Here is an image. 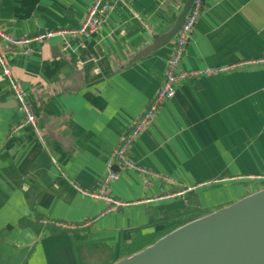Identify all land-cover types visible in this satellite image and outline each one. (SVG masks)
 Listing matches in <instances>:
<instances>
[{"label":"crops","instance_id":"1","mask_svg":"<svg viewBox=\"0 0 264 264\" xmlns=\"http://www.w3.org/2000/svg\"><path fill=\"white\" fill-rule=\"evenodd\" d=\"M93 1L0 0V23L18 36L75 26ZM183 1L118 0L99 31L65 49L54 37L6 52L39 129L12 130L23 112L8 104L0 71V264H110L122 240L165 233L191 202L208 212L264 186V63L236 65L264 54V0H205L181 65L225 69L181 80L133 139L132 159L159 176L147 184L143 172L120 168L104 187L122 136L163 81L174 38L133 58ZM95 244L112 258H77Z\"/></svg>","mask_w":264,"mask_h":264},{"label":"water","instance_id":"2","mask_svg":"<svg viewBox=\"0 0 264 264\" xmlns=\"http://www.w3.org/2000/svg\"><path fill=\"white\" fill-rule=\"evenodd\" d=\"M192 3L184 0L170 28L155 33L133 60L171 41ZM120 168L117 162L111 165L113 170ZM110 264H264V186L166 231Z\"/></svg>","mask_w":264,"mask_h":264},{"label":"built area","instance_id":"3","mask_svg":"<svg viewBox=\"0 0 264 264\" xmlns=\"http://www.w3.org/2000/svg\"><path fill=\"white\" fill-rule=\"evenodd\" d=\"M118 0H94L90 6L87 14L75 26L60 27L39 31L33 35H13L3 29L0 23V71L7 81V84L12 92V96L17 100L19 107L23 112V117L20 122L13 125V131L20 129L25 123H29L36 130L39 129L38 117L35 113L32 103L27 95V92L22 87L20 81L15 76L11 62L9 61L6 52H29L32 42L45 41L54 37L60 38V43L65 49L70 44L72 36H91L93 33L99 31L113 9L115 2ZM205 0H193L185 20L173 40L172 53L167 60V66L164 73L163 81L157 90L154 97L151 99L141 116L135 122L134 126L122 136L120 143L116 147L111 163L117 162L121 168H135L145 174V182L151 183L155 176L160 174L148 167L142 166L132 159L129 150L133 139L141 132V130L148 124L152 117L157 113L161 105L168 99L172 98L177 90L178 84L181 80L187 78L192 74L200 72H211L225 69L224 67H210L207 69H186L181 65L182 57L192 33L195 24L203 10ZM183 3V2H182ZM182 6V5H181ZM264 63V54L246 59L238 62L236 65ZM119 176V171L110 169L104 178V187H106L111 180ZM264 178V176H263ZM190 188L178 190L175 193H169L162 197L170 196H184ZM113 207L123 205L125 202L109 197Z\"/></svg>","mask_w":264,"mask_h":264},{"label":"trees","instance_id":"4","mask_svg":"<svg viewBox=\"0 0 264 264\" xmlns=\"http://www.w3.org/2000/svg\"><path fill=\"white\" fill-rule=\"evenodd\" d=\"M207 210L199 207L195 201L188 204L182 211L172 214L173 223L169 224L167 230H170L188 220L196 218ZM163 234V231L156 232H136L130 240H122L119 246L118 255L119 257L129 255L139 249H142L146 245L153 242L157 237ZM77 258L81 261L103 260L111 259L114 250L111 247L105 246L104 244L86 245L77 249ZM90 252V253H87Z\"/></svg>","mask_w":264,"mask_h":264},{"label":"rangeland","instance_id":"5","mask_svg":"<svg viewBox=\"0 0 264 264\" xmlns=\"http://www.w3.org/2000/svg\"><path fill=\"white\" fill-rule=\"evenodd\" d=\"M206 207H208V206H207V205H206V206H204V208H205V209H206ZM204 208H203V209H204Z\"/></svg>","mask_w":264,"mask_h":264}]
</instances>
